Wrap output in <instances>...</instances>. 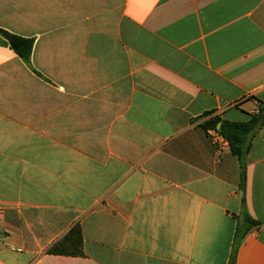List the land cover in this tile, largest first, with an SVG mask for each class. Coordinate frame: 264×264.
I'll use <instances>...</instances> for the list:
<instances>
[{
  "label": "crops",
  "instance_id": "0c3cea01",
  "mask_svg": "<svg viewBox=\"0 0 264 264\" xmlns=\"http://www.w3.org/2000/svg\"><path fill=\"white\" fill-rule=\"evenodd\" d=\"M0 29L34 42L0 33V264H264V125L242 160L203 128L262 110L264 0H0Z\"/></svg>",
  "mask_w": 264,
  "mask_h": 264
},
{
  "label": "trees",
  "instance_id": "16d2710c",
  "mask_svg": "<svg viewBox=\"0 0 264 264\" xmlns=\"http://www.w3.org/2000/svg\"><path fill=\"white\" fill-rule=\"evenodd\" d=\"M0 33L9 41L11 48L16 54L24 60L27 64L30 63V58L33 49V40L25 39L1 30ZM264 105L261 110V115L253 116L247 123H233L228 121H222L220 118L215 117L203 124V128L216 129L221 136H223L229 143L230 150L233 155L240 160L243 159L246 153L248 140L264 125ZM247 222L251 225H259V222L253 221L247 218ZM82 236L81 230L77 226L68 234V236L54 246L51 250V254H69L74 252L76 255L81 253ZM234 262V260H233Z\"/></svg>",
  "mask_w": 264,
  "mask_h": 264
},
{
  "label": "built area",
  "instance_id": "2783aa9c",
  "mask_svg": "<svg viewBox=\"0 0 264 264\" xmlns=\"http://www.w3.org/2000/svg\"><path fill=\"white\" fill-rule=\"evenodd\" d=\"M261 113V109L260 108H257L254 112L255 115H260Z\"/></svg>",
  "mask_w": 264,
  "mask_h": 264
}]
</instances>
